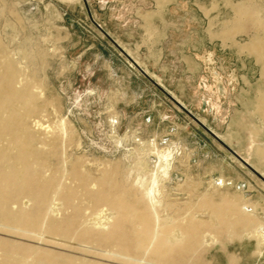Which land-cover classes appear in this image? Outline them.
Masks as SVG:
<instances>
[{"label": "rangeland", "instance_id": "1", "mask_svg": "<svg viewBox=\"0 0 264 264\" xmlns=\"http://www.w3.org/2000/svg\"><path fill=\"white\" fill-rule=\"evenodd\" d=\"M253 2L264 10V0ZM243 4L0 0V41L21 47L22 64L47 98L37 119L64 138L65 157H52L54 166L68 171L73 164L93 177L106 174L127 195L148 188L153 179L146 163L156 162L164 150L172 156L168 175L158 180L164 197L158 212L178 207L202 213L198 198L208 193L229 214L236 207L249 213L242 220L251 222L244 235H224L209 244L202 252L204 264H229V256L235 264H264V180L226 147L250 162L254 151L264 148V116L256 108L264 92V56L258 61L246 48L252 37L264 43V31L221 33ZM155 29L169 33L167 44L177 57L168 61L178 59L177 71L182 73L187 63L195 70L193 80L183 75L171 83L179 97L145 77L120 49L141 62L137 50ZM222 56L237 63V73L240 59L247 63L242 80L237 76L231 86H219L210 77L214 60Z\"/></svg>", "mask_w": 264, "mask_h": 264}, {"label": "bare ground", "instance_id": "2", "mask_svg": "<svg viewBox=\"0 0 264 264\" xmlns=\"http://www.w3.org/2000/svg\"><path fill=\"white\" fill-rule=\"evenodd\" d=\"M253 1L244 0L222 35L264 31V10ZM246 48L258 61L264 56L257 37ZM22 58L21 47L0 41V264H204L209 244L244 235L251 222L242 220L249 213L236 207L229 214L208 193L198 198L202 213L178 207L158 212L164 198L158 180L168 175V151L146 163L153 179L148 188L127 195L106 174L54 166L52 157H65L64 138L37 119L47 98ZM257 99L264 116L263 91ZM228 261L236 263L234 256Z\"/></svg>", "mask_w": 264, "mask_h": 264}, {"label": "crops", "instance_id": "3", "mask_svg": "<svg viewBox=\"0 0 264 264\" xmlns=\"http://www.w3.org/2000/svg\"><path fill=\"white\" fill-rule=\"evenodd\" d=\"M161 17L164 18L165 14ZM157 29H155V32L151 34L147 33V35H144L143 37V41L137 50L141 62L134 59L127 51L125 52L136 61L137 65L135 66L145 77L152 80L161 90L168 93L170 96L179 97V94L177 93V85H171V83H178L182 80L183 75H185V79L193 80V76L196 73L192 63H187L185 65L186 69L181 73V71H177L178 65L176 62H178V59L176 61H168V58L174 59V57H177L176 53H174L167 44L169 33L167 31L159 33ZM213 67L210 77H212L214 82L218 83L219 86L222 83L224 86L227 84L228 86H231L232 81L237 80V76L239 77V80H242L244 73L241 71L242 69L247 68V63L242 62V59H240L239 70L237 73V63L232 60H227L226 56H222L220 58L217 57L214 60ZM199 68L202 70V64H200ZM206 75L209 76V73ZM199 77L200 76L198 75L197 78ZM253 156L256 157L253 162H250L243 156L242 157L264 177V148H257L256 151H254ZM254 174L257 175L256 173Z\"/></svg>", "mask_w": 264, "mask_h": 264}, {"label": "water", "instance_id": "4", "mask_svg": "<svg viewBox=\"0 0 264 264\" xmlns=\"http://www.w3.org/2000/svg\"><path fill=\"white\" fill-rule=\"evenodd\" d=\"M120 49L131 59V61L137 65L136 61L134 59H132L126 52L123 48L120 47ZM178 102V101H177ZM178 104H180L181 107L185 108L180 102H178ZM199 121V120H198ZM208 131H210L219 141H221L222 143L225 144V142H223L219 136L217 134H215L211 129H209L207 126H205L202 122H200ZM226 147L241 161L243 162L249 169H251L254 173H256L257 175H259L263 180H264V177L259 174L256 169L248 162L246 161L239 153H237L234 149H232L231 147H229L228 145H226Z\"/></svg>", "mask_w": 264, "mask_h": 264}]
</instances>
